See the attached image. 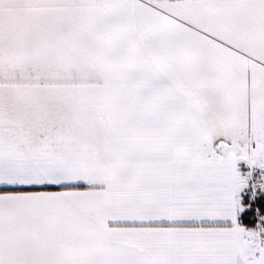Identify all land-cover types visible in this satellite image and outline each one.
<instances>
[{
  "label": "snow or ice",
  "instance_id": "snow-or-ice-1",
  "mask_svg": "<svg viewBox=\"0 0 264 264\" xmlns=\"http://www.w3.org/2000/svg\"><path fill=\"white\" fill-rule=\"evenodd\" d=\"M0 264H264V0H0Z\"/></svg>",
  "mask_w": 264,
  "mask_h": 264
}]
</instances>
